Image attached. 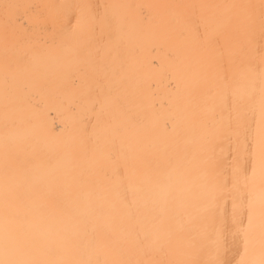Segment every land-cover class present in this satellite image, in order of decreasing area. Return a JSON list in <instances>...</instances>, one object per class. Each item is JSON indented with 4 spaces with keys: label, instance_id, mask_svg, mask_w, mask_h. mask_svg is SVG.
I'll return each instance as SVG.
<instances>
[{
    "label": "bare ground",
    "instance_id": "bare-ground-1",
    "mask_svg": "<svg viewBox=\"0 0 264 264\" xmlns=\"http://www.w3.org/2000/svg\"><path fill=\"white\" fill-rule=\"evenodd\" d=\"M262 106L264 0H0V260L237 264Z\"/></svg>",
    "mask_w": 264,
    "mask_h": 264
},
{
    "label": "snow or ice",
    "instance_id": "snow-or-ice-1",
    "mask_svg": "<svg viewBox=\"0 0 264 264\" xmlns=\"http://www.w3.org/2000/svg\"><path fill=\"white\" fill-rule=\"evenodd\" d=\"M262 125L259 132V138L255 147V165L252 168L250 176L246 175V181H255L257 172H259L260 189L259 199L254 190H250L246 200L247 223L241 222L239 231L242 234L244 244V256L237 264H264V106H262ZM258 230V239H257ZM259 243L261 258L259 261L246 259L250 248ZM0 264H93L90 261H68V262H52L40 260H0ZM210 264H220L219 261L210 262Z\"/></svg>",
    "mask_w": 264,
    "mask_h": 264
}]
</instances>
